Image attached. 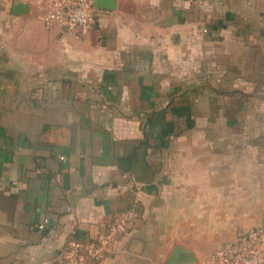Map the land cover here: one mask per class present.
<instances>
[{
	"label": "crops",
	"instance_id": "crops-1",
	"mask_svg": "<svg viewBox=\"0 0 264 264\" xmlns=\"http://www.w3.org/2000/svg\"><path fill=\"white\" fill-rule=\"evenodd\" d=\"M115 2L68 33L0 0V264H51L130 202L101 264L264 230V0Z\"/></svg>",
	"mask_w": 264,
	"mask_h": 264
},
{
	"label": "built area",
	"instance_id": "built-area-1",
	"mask_svg": "<svg viewBox=\"0 0 264 264\" xmlns=\"http://www.w3.org/2000/svg\"><path fill=\"white\" fill-rule=\"evenodd\" d=\"M34 3L43 14L45 26L59 25L68 33L88 29L94 24L97 14L93 0H34ZM138 217L137 203H128L111 216L109 223L95 238L68 240L57 251L51 264H101L114 245L132 230ZM47 223L48 219H44L39 229ZM196 264H264V230L255 227L239 232L232 241Z\"/></svg>",
	"mask_w": 264,
	"mask_h": 264
},
{
	"label": "water",
	"instance_id": "water-1",
	"mask_svg": "<svg viewBox=\"0 0 264 264\" xmlns=\"http://www.w3.org/2000/svg\"><path fill=\"white\" fill-rule=\"evenodd\" d=\"M93 7L97 11H112L116 8L115 0H93ZM29 6L25 3H15L13 6L14 15H25ZM165 264H196V259L191 250L174 247Z\"/></svg>",
	"mask_w": 264,
	"mask_h": 264
}]
</instances>
